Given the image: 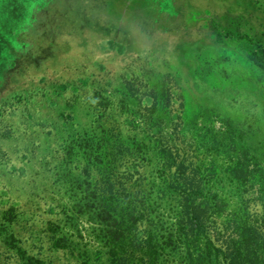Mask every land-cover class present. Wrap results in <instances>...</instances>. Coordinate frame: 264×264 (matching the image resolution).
Listing matches in <instances>:
<instances>
[{"label":"rangeland","instance_id":"rangeland-1","mask_svg":"<svg viewBox=\"0 0 264 264\" xmlns=\"http://www.w3.org/2000/svg\"><path fill=\"white\" fill-rule=\"evenodd\" d=\"M258 41L264 0H0V264H109L84 207L104 138H216L229 209L246 197L263 211ZM241 151L246 192L225 171Z\"/></svg>","mask_w":264,"mask_h":264},{"label":"trees","instance_id":"trees-1","mask_svg":"<svg viewBox=\"0 0 264 264\" xmlns=\"http://www.w3.org/2000/svg\"><path fill=\"white\" fill-rule=\"evenodd\" d=\"M255 46L250 57L264 67V45L258 41ZM146 139L128 135L112 145L104 138L108 158L93 156L100 174L95 184L104 181L106 188L95 185L84 207L102 226L99 230L110 246L109 264H264V209L252 210L253 201L246 197L229 209L215 184L220 171L211 156L221 148L216 138L191 145L184 143L186 136L174 142L159 136L153 143ZM228 156L233 165L225 171L240 187L246 186L253 173L241 159L250 158L248 153ZM119 161L126 166L122 171ZM25 264L46 262L29 256Z\"/></svg>","mask_w":264,"mask_h":264}]
</instances>
